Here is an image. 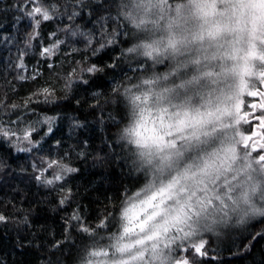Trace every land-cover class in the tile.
I'll use <instances>...</instances> for the list:
<instances>
[{
  "label": "snow or ice",
  "instance_id": "snow-or-ice-1",
  "mask_svg": "<svg viewBox=\"0 0 264 264\" xmlns=\"http://www.w3.org/2000/svg\"><path fill=\"white\" fill-rule=\"evenodd\" d=\"M24 3L33 5L27 12L35 21L30 36L41 20L53 19L61 8L45 6L43 0ZM75 5L83 7L84 0H65V12ZM117 7L115 19L125 23L111 32L101 25L99 40L69 31L86 37V46L96 41L93 55L116 44L121 35L130 44L120 55L135 58L133 71L143 75L137 83L123 86L122 92L121 85L112 91L123 97L127 109L119 138L128 147L133 166L147 178L131 195L125 192L118 212H108L95 227L78 212L68 218V227L76 221L78 231L92 241L78 264H200L198 257L207 256V234L219 235L218 230L233 221L245 229L264 225V91L248 90L264 85V0H120ZM77 15L73 11L68 18ZM126 25L131 31H121ZM61 43L44 47L41 56L54 55ZM149 63L153 69L163 65L168 70L149 72ZM115 66L92 63L79 73L73 69L66 87L70 90L84 73H103ZM253 77L258 84H249ZM245 95L261 99L248 105ZM51 97L49 88H38L23 106L55 103ZM0 107L11 111L21 105L0 101ZM257 108L260 115H255ZM30 110L35 114L34 108ZM22 120L20 116L0 120V139L19 152H31L39 143L32 139L35 125L51 124L55 117L45 116L22 130L13 127ZM253 122L255 130L245 134L243 125L252 128ZM51 131L49 126L45 135ZM25 142L30 147L18 146ZM33 168L40 172L36 180L45 185L77 171L62 159L47 157ZM50 170L52 178L46 179L44 173ZM67 199L64 196L60 203ZM6 219L0 214V221ZM114 224L116 230L110 231ZM101 230L108 235H101ZM248 234L246 250L264 238V227ZM62 244L57 241L53 247Z\"/></svg>",
  "mask_w": 264,
  "mask_h": 264
},
{
  "label": "trees",
  "instance_id": "trees-1",
  "mask_svg": "<svg viewBox=\"0 0 264 264\" xmlns=\"http://www.w3.org/2000/svg\"><path fill=\"white\" fill-rule=\"evenodd\" d=\"M119 3L120 0H84L83 7L75 5L65 12V0H43L45 6L61 5L60 11L51 20H41L36 34L30 36L35 21L27 12L33 5H26L24 0H0V101L6 106L21 105L11 111L0 107V120L23 117L13 126L22 130L43 121L45 116L55 117L51 124L35 125L37 131L32 139L39 143L31 152H19L17 146L0 139V214L7 218L0 221V264H78L92 241L78 231L76 221L68 227V218L78 212L87 225L95 227L108 212H118L125 192L131 195L146 181V173L133 166V157L119 138L127 123V109L123 97L112 91L121 85L122 92L123 86L137 83L143 75L133 71L137 68L135 58L120 55L130 44L124 43L121 35L116 44L93 55L98 43L86 46V37L72 36L69 31L89 33L99 40L101 25L111 32L125 23L115 19ZM73 11L79 15L69 20ZM125 30L131 31V26L121 29ZM57 40L63 43L54 55L41 56L42 49ZM92 63L116 66L94 75L84 73L69 90L68 73L73 69L79 73L80 68ZM19 64L23 67H17ZM150 69L149 63V72ZM34 75L35 80L31 79ZM20 76L28 79L21 80ZM128 77L133 79L129 82ZM43 87L49 88L55 103L25 108L27 97ZM260 114L257 108L255 115ZM49 126L52 131L45 135ZM255 126L256 122L252 128L243 125L245 132L254 131ZM18 146L30 147L27 142ZM44 157L62 159L77 171L65 174L54 185L40 183L36 180L40 172L33 164L40 165ZM52 175V170L44 173L46 179ZM64 196L68 199L61 204ZM260 227L264 225L245 229L233 221L228 228L220 229L219 235L207 234V256L198 257L200 264H264V238L245 249L251 240L248 233L254 235ZM115 229L114 224L110 231ZM101 235L108 233L101 230ZM57 241L63 244L54 248Z\"/></svg>",
  "mask_w": 264,
  "mask_h": 264
},
{
  "label": "rangeland",
  "instance_id": "rangeland-1",
  "mask_svg": "<svg viewBox=\"0 0 264 264\" xmlns=\"http://www.w3.org/2000/svg\"><path fill=\"white\" fill-rule=\"evenodd\" d=\"M173 2H175V0H173ZM168 69L165 67V66H163V65H157L156 67H155V69H153L152 67H151V69H150V72L151 71H156V72H158V73H164V72H166ZM249 84L250 85H256V84H258V81H257V79L255 78V77H253V78H251L250 80H249ZM257 87H252V86H250L249 87V91H255V89H256ZM258 88H260V89H264V85H260ZM244 99H245V101H246V104H248V105H250V104H252V103H254L255 102V100H258L259 98H258V96H256V97H252V96H247V95H245V97H244ZM261 99V98H260ZM257 110V109H256ZM260 110V109H259ZM244 111H248V112H251L252 110H251V108H249V107H245L244 108ZM260 112H261V110H260ZM242 130L245 132V128L244 127H242ZM229 134H231V133H229ZM245 134H248V135H250L251 134V132H245ZM253 155L255 156L256 154L255 153H253ZM223 228H226V227H221L220 229H223ZM227 228H228V226H227ZM219 229V230H220ZM116 230V229H115ZM114 230V231H115ZM218 230V231H219Z\"/></svg>",
  "mask_w": 264,
  "mask_h": 264
},
{
  "label": "flooded vegetation",
  "instance_id": "flooded-vegetation-1",
  "mask_svg": "<svg viewBox=\"0 0 264 264\" xmlns=\"http://www.w3.org/2000/svg\"><path fill=\"white\" fill-rule=\"evenodd\" d=\"M256 90H259V91H264V89H263V88H262V89H260V88H256V89H255V91H256ZM258 98H259V99H258V100H255V102H254V103H259V101H260V97L258 96Z\"/></svg>",
  "mask_w": 264,
  "mask_h": 264
}]
</instances>
